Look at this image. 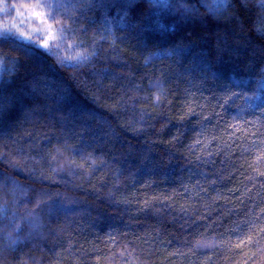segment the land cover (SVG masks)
Returning <instances> with one entry per match:
<instances>
[{
	"label": "trees",
	"instance_id": "trees-1",
	"mask_svg": "<svg viewBox=\"0 0 264 264\" xmlns=\"http://www.w3.org/2000/svg\"><path fill=\"white\" fill-rule=\"evenodd\" d=\"M38 2L0 0V264H264V0Z\"/></svg>",
	"mask_w": 264,
	"mask_h": 264
},
{
	"label": "snow or ice",
	"instance_id": "snow-or-ice-1",
	"mask_svg": "<svg viewBox=\"0 0 264 264\" xmlns=\"http://www.w3.org/2000/svg\"><path fill=\"white\" fill-rule=\"evenodd\" d=\"M36 6H37V7H43L41 4H39L38 0H37V5H36ZM24 7H25V8H28V9H31V8H32V5L25 4ZM31 14H32L33 16H40V17H42V16L44 15V13H42V12H36V11H32ZM43 45H44V46H48V41L45 40V41L43 42Z\"/></svg>",
	"mask_w": 264,
	"mask_h": 264
},
{
	"label": "clouds",
	"instance_id": "clouds-1",
	"mask_svg": "<svg viewBox=\"0 0 264 264\" xmlns=\"http://www.w3.org/2000/svg\"><path fill=\"white\" fill-rule=\"evenodd\" d=\"M42 22L41 21H37L35 18L31 21V24L35 25L37 27V31L36 34L39 35L40 34V24ZM24 26V25H22ZM40 44V43H39ZM43 48L47 49L49 46H44L43 44H40Z\"/></svg>",
	"mask_w": 264,
	"mask_h": 264
}]
</instances>
